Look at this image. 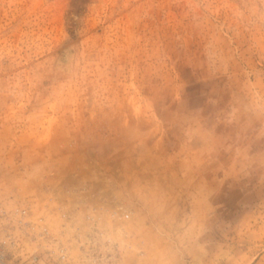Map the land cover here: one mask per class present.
<instances>
[{"label":"rangeland","instance_id":"rangeland-1","mask_svg":"<svg viewBox=\"0 0 264 264\" xmlns=\"http://www.w3.org/2000/svg\"><path fill=\"white\" fill-rule=\"evenodd\" d=\"M15 205L6 264H264V0H0Z\"/></svg>","mask_w":264,"mask_h":264},{"label":"built area","instance_id":"built-area-1","mask_svg":"<svg viewBox=\"0 0 264 264\" xmlns=\"http://www.w3.org/2000/svg\"><path fill=\"white\" fill-rule=\"evenodd\" d=\"M30 217V209L27 206L15 205L11 211H8L3 207L0 208V222L2 223L1 225L3 227V231H6V220L9 221V223L13 222L15 227L25 228L31 223ZM37 227L40 231L38 234L40 240H46L48 243L49 249H46V252H49L48 255L56 257L59 264H71L68 246L61 242H57L50 230V227L46 224L43 218L38 219ZM30 259L31 264H41L42 256L40 254V250H36ZM0 264H6V261L2 260L0 261Z\"/></svg>","mask_w":264,"mask_h":264}]
</instances>
